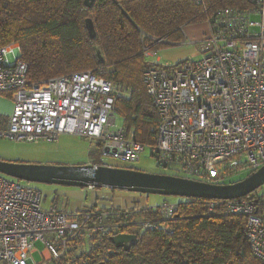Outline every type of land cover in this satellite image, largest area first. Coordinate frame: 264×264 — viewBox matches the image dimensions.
Returning a JSON list of instances; mask_svg holds the SVG:
<instances>
[{"label": "built area", "instance_id": "2783aa9c", "mask_svg": "<svg viewBox=\"0 0 264 264\" xmlns=\"http://www.w3.org/2000/svg\"><path fill=\"white\" fill-rule=\"evenodd\" d=\"M206 24L199 58L172 66L146 63L144 86L158 116L154 149L116 126L115 104L128 95L123 84L92 70L29 82L17 43L0 47V93L12 102L0 138L36 143L79 135L100 151L90 164L116 167L104 160L111 158L132 169L149 148L158 166H173V175L214 184L257 170L264 164V0H249L241 10L219 9ZM141 52L157 54L149 47ZM41 201L38 189L0 173V264L33 263L36 241L53 264L84 263L67 255L70 241L82 231L104 232L107 212H94L92 205L68 211L58 201L45 210ZM208 201L209 211L218 202L225 212L244 216L250 251L264 264L263 203L244 197ZM176 206L163 202L156 209L170 218ZM133 210H124L125 217ZM91 220L96 222L88 228ZM138 226L153 230L157 223Z\"/></svg>", "mask_w": 264, "mask_h": 264}, {"label": "trees", "instance_id": "16d2710c", "mask_svg": "<svg viewBox=\"0 0 264 264\" xmlns=\"http://www.w3.org/2000/svg\"><path fill=\"white\" fill-rule=\"evenodd\" d=\"M248 6L249 0H94L90 7L84 0H0V47L19 45L29 82L92 70L123 84L128 95L117 100L115 110L125 132L132 130L134 141L154 149L158 116L144 86L142 49L180 41L186 25L206 23L219 9ZM244 198L260 201L256 191ZM209 204L184 198L170 218L158 214V205L111 211L93 205L92 211L107 212L108 228L82 231L70 241L67 255L84 260L79 264H262L243 234L244 216L225 212L218 202L209 211ZM128 209L134 210L125 217ZM145 220L157 228L142 230L138 223ZM120 232L136 235L128 250L110 241Z\"/></svg>", "mask_w": 264, "mask_h": 264}, {"label": "rangeland", "instance_id": "374dc122", "mask_svg": "<svg viewBox=\"0 0 264 264\" xmlns=\"http://www.w3.org/2000/svg\"><path fill=\"white\" fill-rule=\"evenodd\" d=\"M259 17L252 16L253 20H257ZM183 29V38L177 42H167L166 44L160 45L157 49V54L154 56H145L144 61L146 63H153L158 65L172 66L178 62L186 59H197L201 55L198 51L197 43L202 40L205 31L208 30L205 22H195L185 26ZM0 98L7 102L9 98L6 94L0 93ZM115 122L116 126L123 124L122 117L115 110ZM129 138H132V130H129ZM93 154L89 155V151ZM100 159V151L95 148L94 141L90 143L87 138L74 135V134H63L60 135L54 141L41 140L36 143H30L25 141H13L6 138H0V160L31 163V164H58V165H77V164H88ZM109 164L120 167L128 168L131 165L114 160L111 158H104ZM137 170L151 172V173H163L173 175L175 171L173 166L166 168L160 167L156 164L153 156L150 155V149L145 150L140 154L139 161L134 166ZM248 172H240L233 175L231 178L226 180V183H232L243 179ZM9 180L17 181L14 178L7 176ZM22 184H28L32 187H36L41 191L42 201L41 206L43 209H47L50 203V196L44 197L46 191L58 190L61 186L44 184V183H31L19 181ZM63 187V186H62ZM76 187H69L71 190H78ZM110 192L114 193V196H137L142 201L139 203L146 206H156L163 202L178 203L184 200V197L180 196H166L160 194H143L130 192L122 189H110ZM258 194L259 200L263 203L264 211V184L255 190ZM140 204L137 208H141ZM84 250L88 251L87 241L84 243ZM35 251L31 254L32 262L43 264H53L46 256L47 261L43 259L42 250H44L43 243L36 241L34 243Z\"/></svg>", "mask_w": 264, "mask_h": 264}, {"label": "water", "instance_id": "95a60500", "mask_svg": "<svg viewBox=\"0 0 264 264\" xmlns=\"http://www.w3.org/2000/svg\"><path fill=\"white\" fill-rule=\"evenodd\" d=\"M94 0H84L90 7ZM89 22V21H87ZM89 31L93 35L92 27ZM98 62L103 61L99 47H94ZM0 173L19 181L66 187L122 189L143 194H160L184 198L229 200L247 196L264 184V164L243 179L232 183H207L189 178L151 173L132 168L94 166L88 164H31L0 160ZM136 235L120 232L112 235L116 248L128 250ZM102 264V263H100Z\"/></svg>", "mask_w": 264, "mask_h": 264}, {"label": "crops", "instance_id": "0c3cea01", "mask_svg": "<svg viewBox=\"0 0 264 264\" xmlns=\"http://www.w3.org/2000/svg\"><path fill=\"white\" fill-rule=\"evenodd\" d=\"M206 32L207 31H205V33ZM11 109H12V102L10 98L7 99V102L4 101L2 98H0V127L5 126V122L11 112ZM77 189L78 190H71L69 189V187L61 186L58 190L46 191L43 194L44 197L50 196L51 199H50L49 207L45 210L51 208L56 203V201L60 202V207L62 209H66L68 211H76L88 205H92V206L96 205L97 207L104 208L106 210L126 209L132 207L133 205H138L140 204L139 201L140 202L142 201V198L139 199L137 196H121V195L114 196V193L110 192L107 188L87 187V188H77ZM140 206L142 208L143 204H140ZM42 254H43V259L47 261L46 259L47 253L44 250H42ZM30 264H43V262L41 261L39 263H30Z\"/></svg>", "mask_w": 264, "mask_h": 264}]
</instances>
